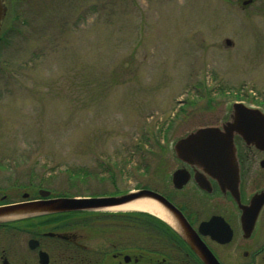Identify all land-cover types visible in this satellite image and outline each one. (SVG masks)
<instances>
[{"label": "rangeland", "instance_id": "obj_1", "mask_svg": "<svg viewBox=\"0 0 264 264\" xmlns=\"http://www.w3.org/2000/svg\"><path fill=\"white\" fill-rule=\"evenodd\" d=\"M241 1L8 0L18 18L0 32V194L162 188L176 139L234 101L264 110V0ZM120 212L90 216L110 231ZM159 231L140 224V251L158 249Z\"/></svg>", "mask_w": 264, "mask_h": 264}, {"label": "flooded vegetation", "instance_id": "obj_2", "mask_svg": "<svg viewBox=\"0 0 264 264\" xmlns=\"http://www.w3.org/2000/svg\"><path fill=\"white\" fill-rule=\"evenodd\" d=\"M253 1L255 0H251L249 4ZM245 6L241 4L242 9H245ZM227 39L224 38L225 45ZM230 43L226 46H231L232 42ZM230 107L231 105L219 123L209 126L221 127L227 120ZM234 143L240 176V203L246 205L253 193L264 189V151L247 145L238 136H234ZM169 156L174 162L161 180L162 188L156 187L155 184L140 185L127 191L91 196L119 195L139 189L151 190L179 210L199 240L220 264H256L259 258L264 261V205L258 212L252 232L248 237H244L240 221L241 209L231 194L221 191L216 181L208 176L205 177L208 185L202 188L194 178L195 173L201 172L200 169L179 160L174 152H169ZM176 170L181 171L183 178L186 176V181L181 187L174 186L172 182V174ZM250 180L261 183V186L246 195L245 184ZM41 188L35 189L34 194L31 191H22L16 198L8 197L7 193L0 194V205L41 199ZM52 197L57 196L50 192L45 198ZM102 210L106 209L58 213L62 217H53L52 221L45 224L42 216L25 217L12 226L0 223V264H44L43 261H46V264H203L186 242L161 218L145 211L122 210L127 212L110 215L111 219L114 218L111 224L115 229L108 231L107 218L90 216L92 211ZM138 212L146 213L147 216L139 217ZM212 218L215 219L210 227L206 232H201L200 225ZM98 220L104 221L95 224ZM140 224L145 225L147 229L160 230L164 239L155 238L156 243H160L161 239L164 241L156 245L158 249L147 246L145 251L148 253L140 251ZM163 224L168 226L171 232H168ZM256 231L262 238L251 247L249 241ZM228 233L227 241L218 240L226 238ZM101 243H106L105 247ZM156 243L155 240L149 242ZM235 251L241 252L240 262L235 263L231 258V252ZM125 256H128L127 261L124 260Z\"/></svg>", "mask_w": 264, "mask_h": 264}, {"label": "water", "instance_id": "obj_3", "mask_svg": "<svg viewBox=\"0 0 264 264\" xmlns=\"http://www.w3.org/2000/svg\"><path fill=\"white\" fill-rule=\"evenodd\" d=\"M251 0H243L242 6ZM8 0H0V32L5 20L9 16ZM226 40V45H230ZM234 136L241 138L247 145L264 151V111L260 108L248 106L241 101L231 103L227 120L218 126L199 127L186 135L176 139L172 149L176 157L190 165L196 166L201 172L195 173V180L202 188L208 185L206 176L215 180L221 191H228L241 209L240 221L243 236L248 237L252 232L260 208L264 205V189L255 192L246 205L240 203L239 192V167L236 158ZM186 181V176L180 170L172 174L174 186L181 187ZM43 197L38 200L20 201L0 205V223L11 222L25 217L43 216L57 213L87 211L92 209H109L137 200H149L156 203L170 218L171 223L164 222L175 231L202 260L203 264H220L211 252L199 240L197 234L190 228L177 208L159 194L148 190L139 189L119 195L109 196H74L45 198L49 191L40 189ZM25 197V195H24ZM200 225V231L210 227L212 221ZM163 220V219H162ZM205 228V229H203ZM226 238L218 239L222 242ZM45 255L44 253H41ZM128 260V256L124 257ZM46 264V261H43Z\"/></svg>", "mask_w": 264, "mask_h": 264}, {"label": "trees", "instance_id": "obj_4", "mask_svg": "<svg viewBox=\"0 0 264 264\" xmlns=\"http://www.w3.org/2000/svg\"><path fill=\"white\" fill-rule=\"evenodd\" d=\"M10 17L12 18V19H15L16 20V18H18L17 17V15L14 13V15H13V12H12V14H10ZM9 17V18H10ZM9 21V19H6L5 20V23H4V25L5 24H7V22ZM5 32V31H4ZM1 38L2 37H0V40H1ZM259 102V105H261V107L264 109V102H263V100L261 101H258ZM85 169H79V170H77V172L76 171H73V172H71V174L69 175V178H68V180H69V184L71 185H73V184H75L74 182L77 180L76 179V177L78 176V175H84L85 174ZM76 176V177H75ZM72 177V178H71ZM112 177V176H111ZM71 178V179H70ZM46 181H47V183H51V179L50 180H48V179H45ZM37 186H39V187H43V185H37ZM47 188L50 190V192H51V194L52 195H56V196H91V195H96L95 193L96 192H92L93 194H88L87 192V194L86 193H84L83 194V192L79 189V188H77V190H75L74 191V193H69L68 191H64V190H56L55 188H52V187H48L47 186ZM84 190H86V189H84ZM83 190V191H84ZM0 191H1V188H0ZM119 192V191H118ZM110 193H112V192H110ZM113 193H117V190L115 191V192H113ZM138 215H139V217H143V216H147V214L146 213H141V212H138L137 213ZM50 216V217H49ZM57 216H59V217H62L61 215H57L56 214V216H53L52 214H50V215H43L42 216V219H43V224H45V223H47V222H50V221H52V219H53V217L55 218V217H57ZM64 216H66V215H64ZM63 216V217H64ZM20 220V219H19ZM19 220H15V221H11V222H6L4 225H7V226H12V225H14V224H16L17 223V221H19ZM164 226V228L168 231V232H171V230L169 229V227L168 226H166L165 224H163Z\"/></svg>", "mask_w": 264, "mask_h": 264}, {"label": "bare ground", "instance_id": "obj_5", "mask_svg": "<svg viewBox=\"0 0 264 264\" xmlns=\"http://www.w3.org/2000/svg\"><path fill=\"white\" fill-rule=\"evenodd\" d=\"M140 210L151 213L169 223L170 218L167 214L154 202L149 200H137L117 207L109 208V210Z\"/></svg>", "mask_w": 264, "mask_h": 264}]
</instances>
